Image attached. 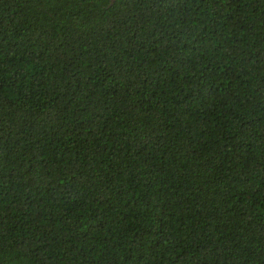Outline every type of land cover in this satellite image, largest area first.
I'll use <instances>...</instances> for the list:
<instances>
[{"label": "trees", "instance_id": "16d2710c", "mask_svg": "<svg viewBox=\"0 0 264 264\" xmlns=\"http://www.w3.org/2000/svg\"><path fill=\"white\" fill-rule=\"evenodd\" d=\"M0 0V264H264V0Z\"/></svg>", "mask_w": 264, "mask_h": 264}, {"label": "water", "instance_id": "95a60500", "mask_svg": "<svg viewBox=\"0 0 264 264\" xmlns=\"http://www.w3.org/2000/svg\"><path fill=\"white\" fill-rule=\"evenodd\" d=\"M111 1V3L110 4H113L116 0H110Z\"/></svg>", "mask_w": 264, "mask_h": 264}]
</instances>
